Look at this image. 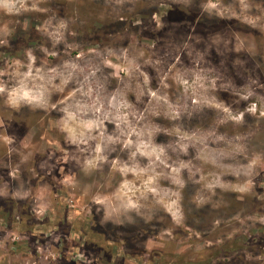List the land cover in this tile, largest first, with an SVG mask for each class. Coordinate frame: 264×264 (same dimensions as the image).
Here are the masks:
<instances>
[{
    "label": "rangeland",
    "instance_id": "1",
    "mask_svg": "<svg viewBox=\"0 0 264 264\" xmlns=\"http://www.w3.org/2000/svg\"><path fill=\"white\" fill-rule=\"evenodd\" d=\"M0 264H264V0H0Z\"/></svg>",
    "mask_w": 264,
    "mask_h": 264
},
{
    "label": "trees",
    "instance_id": "2",
    "mask_svg": "<svg viewBox=\"0 0 264 264\" xmlns=\"http://www.w3.org/2000/svg\"><path fill=\"white\" fill-rule=\"evenodd\" d=\"M23 213L26 214V211H23ZM90 239H91V238L89 237V240H90ZM93 245H94V244H93ZM100 247H101V251L103 252V250L105 251V250H107V249H111L112 246H110L108 243L105 242L104 245H103V243L100 244Z\"/></svg>",
    "mask_w": 264,
    "mask_h": 264
}]
</instances>
